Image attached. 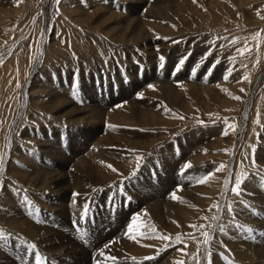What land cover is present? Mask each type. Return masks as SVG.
Here are the masks:
<instances>
[{"label": "rangeland", "instance_id": "374dc122", "mask_svg": "<svg viewBox=\"0 0 264 264\" xmlns=\"http://www.w3.org/2000/svg\"><path fill=\"white\" fill-rule=\"evenodd\" d=\"M0 162V264H264V0H0Z\"/></svg>", "mask_w": 264, "mask_h": 264}, {"label": "bare ground", "instance_id": "6f19581e", "mask_svg": "<svg viewBox=\"0 0 264 264\" xmlns=\"http://www.w3.org/2000/svg\"><path fill=\"white\" fill-rule=\"evenodd\" d=\"M121 117V116H120ZM116 118H119V117H116ZM121 119V118H120ZM104 142V141H103ZM100 144V143H99ZM47 151H49V150H47ZM50 152V151H49ZM52 153H53V149H52V151H51ZM58 155H59V153H58ZM46 167V166H45ZM48 167V166H47ZM46 172H47V169L45 170ZM43 173H45V172H43ZM50 173V172H49ZM52 173V172H51ZM37 174V173H36ZM42 174V173H41ZM46 174V173H45ZM47 175V174H46ZM50 175H52L53 176V174H50ZM55 175V177H53L51 180H54L55 181V183L57 184V185H59V186H61L62 184L64 185L65 183H67V179L64 177V176H62V174H61V176H60V174L58 175L57 173L56 174H54ZM45 177V176H44ZM82 180V179H81ZM43 182V181H42ZM69 188V187H68ZM64 189H66V188H64ZM58 190V189H57ZM61 190V189H60ZM68 191V190H67ZM60 192V191H59ZM64 193V192H63ZM63 195V194H62ZM255 195V194H254ZM146 197H148V198H150L149 197V194H147V196ZM253 198H254V196H253ZM258 198V197H257ZM67 199V198H66ZM205 200V199H204ZM256 200V199H255ZM258 201V200H257ZM259 202V201H258ZM63 203H65V202H63ZM144 205L147 207V209L148 210H150V211H148L149 212V215L150 216H156V218L157 219H163V217H164V214L165 215H167L168 216V213H170V210L171 209H174V208H171V209H169V210H167L166 211V208H165V210L164 209H162V207H161V205H159L160 203H159V201H154L153 203H150V202H148L147 200H145L144 202ZM150 203V204H149ZM207 203V202H206ZM63 207V206H62ZM61 207V208H62ZM67 208H69V204H68V207ZM66 208V209H67ZM62 210V209H61ZM68 210V209H67ZM175 210H178V209H175ZM189 210V209H188ZM64 211V210H63ZM172 211V210H171ZM66 212V211H65ZM176 212V211H175ZM177 212H180L179 210L177 211ZM182 212L183 213H188V211H187V209L185 208V212H184V209H182ZM181 213V212H180ZM170 215H172V214H170ZM154 216V217H155ZM184 216H186V215H184ZM62 217V216H61ZM172 218H173V216H171ZM175 217V216H174ZM188 217H189V214H188ZM61 219V218H60ZM15 222V221H14ZM57 222V221H56ZM68 222V221H67ZM254 222V221H253ZM27 223H28V221H27ZM53 223V222H52ZM69 223V222H68ZM55 224V223H54ZM22 225H24L23 223H22ZM27 225V224H26ZM50 225H52V224H49L48 225V227L46 228V230L44 229V232H42L41 233V235H46V240L44 241L43 240V243H44V245L45 246H47L50 250H55V252H56V250H59V251H61L63 248H65V247H67V249H69L70 251H71V255L72 256H74L73 257V259H72V261L73 262H70L69 261V263L70 264H79V259H82L83 260V262L81 263V264H90L91 262H90V258H91V255H89V253L88 252H85L84 251V249H83V247H80L81 245L79 244V242L77 243L76 242V238L74 239V233L73 232H71L69 229H66V228H68V227H62V229L60 228V230H58V232L55 234V236H53V234H52V229L50 228ZM65 225H66V222H65ZM21 226V225H20ZM30 226H32V225H30ZM61 226V225H60ZM64 226V225H63ZM69 226V225H68ZM25 227V226H24ZM256 227V226H255ZM27 228V227H26ZM35 228V227H34ZM263 228H264V226H263ZM29 230H30V228H28ZM56 229V228H55ZM21 230V229H20ZM32 230V229H31ZM34 230V229H33ZM42 230V229H41ZM43 231V230H42ZM29 232H32V231H29ZM102 232V231H101ZM40 234V233H39ZM102 234H103V232L102 233H100L99 234V237L100 236H102ZM264 234V233H263ZM104 235V234H103ZM34 236V235H33ZM264 236V235H263ZM37 237H39V236H37ZM41 237V236H40ZM98 237V238H99ZM137 238V237H136ZM139 238V237H138ZM264 239V238H263ZM42 243V244H43ZM95 244V243H94ZM120 244V243H119ZM230 244H231V242H230ZM249 244V243H248ZM264 244V243H263ZM119 246V245H118ZM246 246V245H245ZM42 248H43V246H42ZM138 248V247H137ZM259 248V247H258ZM251 249V248H250ZM75 250L76 251H79L80 250V252H81V255H79V257H77L76 258V256H75ZM54 252V253H55ZM69 252V251H68ZM51 253V252H50ZM62 253V252H61ZM58 254H59V252H58ZM148 254H149V252H148ZM6 255V254H5ZM134 255H136V254H134ZM8 256V255H7ZM1 257V256H0ZM10 257V256H9ZM71 257V256H70ZM11 258V257H10ZM61 258V257H60ZM3 260H4V258H2ZM172 259V258H171ZM8 260H10V259H8ZM60 260V259H59ZM5 261V260H4ZM11 261V260H10ZM9 261V262H10ZM17 261V260H16ZM16 261H14V262H16ZM12 262H13V260H12ZM68 262V261H67ZM7 263H8V261H7ZM13 264V263H12Z\"/></svg>", "mask_w": 264, "mask_h": 264}, {"label": "snow or ice", "instance_id": "6c2138e0", "mask_svg": "<svg viewBox=\"0 0 264 264\" xmlns=\"http://www.w3.org/2000/svg\"><path fill=\"white\" fill-rule=\"evenodd\" d=\"M59 2H60V0H57V3H59ZM194 2H195V0H194ZM257 35H259V34H257ZM254 39H255V37H254ZM233 43H234V42H233ZM237 51H239V52L241 53V55H244V50H243V49H237ZM159 59H160V61H161L160 67L162 68V67H163L164 57L161 56ZM183 62H184V61H183V59H182V60L180 61V65H181V66H182ZM177 70H179V66H178V69H177ZM228 72H229V74H230V73H231V70H228ZM73 78H74V83H76L77 73H75V72L73 73ZM223 78H224L225 80H227L228 77H227V76H224ZM244 79H247V77H244ZM149 87H152V86L150 85ZM241 91H243V89H241ZM235 99H239V97H235ZM255 123H257V124L260 123L259 118H257V120L255 121ZM228 127H229V128H234L235 125L229 123V124H228ZM225 134H227V133H225ZM252 147H253V159H252V164L254 165V164H255V160H254V152H255V148H254V146H252ZM245 158L247 159V157H245ZM241 163H243V162H241ZM108 167L111 168L112 166H111V165H108ZM189 167H191L190 164H185V165H184V168L181 170V172H180L179 174H180V175H183V172H184L185 170H187ZM225 167H226V165L221 164V165L216 169V171H220L221 169H223V168H225ZM2 168H3V164H2V162H0V169H2ZM112 171L115 172V171H117V170L114 169V168H112ZM210 175H212V174H206V176L203 177V178H201V179L198 181V183H201V184L205 183V182L207 181V179L209 178ZM245 179H246V177H244V176L241 174L240 176H238V177L235 179L234 182H232L231 180H226L225 183H226V184H231V188H230L231 193H232L234 196L240 197V196L243 194V192L246 191V189L243 188V183H244ZM179 190H182V188L178 187V188H177V191H179ZM122 192H123V189H121V193H122ZM74 195H78V194H74ZM170 196H171V198H172L173 200H177V199H179V198L176 196L175 191H174L173 193H170ZM214 206L217 208V211H218V212L221 211V206H220L219 204L214 205ZM89 211H90L89 205H88L87 203H85V204L83 205L82 214H81V219H82V220L87 219V214H88ZM228 211H229V212H232V211H233V208H232V205H231V204L228 205ZM213 219H217V220H219L220 217H219V216H216V217H213ZM134 223H135V217L133 218V224H134ZM190 227H196V226H194V225H190ZM224 230H225L224 226L221 225V226L219 227V231H220V232H223ZM128 231H129V232L132 231V225H129V226H128ZM0 235H2V234H0ZM153 235H155L154 232H153ZM189 235L192 236L193 239H195V236H194V235H192V234H189ZM203 236H204V238H205V239H204V243H205L206 245H210L211 242H212L213 237L210 236L208 232H204V233H203ZM129 238H134V237H131V236H130ZM160 238H161V239H165V240L169 239V237H160ZM175 240H176L177 243H180V242H181V236H180V235H177V236L175 237ZM31 247L34 248L35 245H32ZM104 247H109V245H105ZM185 247H187V245H185ZM181 251H183V250H181ZM185 254H186V253H185ZM99 255L102 256V257H104L105 260H112V261H115V260L117 259L116 257L106 256L105 253H104L103 251H101V252L99 253ZM209 255H210V253H209ZM147 259H152V257H148ZM36 264H40V257H39L38 255H37V257H36ZM98 264H103V261L98 262ZM177 264H180V262H177ZM197 264H199V261H197ZM209 264H211V261H209Z\"/></svg>", "mask_w": 264, "mask_h": 264}]
</instances>
